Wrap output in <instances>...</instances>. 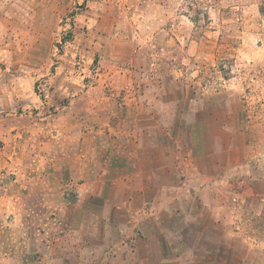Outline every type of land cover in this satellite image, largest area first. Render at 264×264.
<instances>
[{"label":"crops","instance_id":"crops-1","mask_svg":"<svg viewBox=\"0 0 264 264\" xmlns=\"http://www.w3.org/2000/svg\"><path fill=\"white\" fill-rule=\"evenodd\" d=\"M56 13L0 0V59L10 53L21 66L7 71L16 84L0 85V264H237L226 253L243 250L216 244L230 234L217 221L232 219L231 195L244 211L264 210V177L236 176L246 167L264 176V151L245 150L238 112L188 111L187 132L105 99L42 117L32 77L45 70L39 40L55 34ZM26 60L38 63L25 71ZM153 211L162 226L149 221Z\"/></svg>","mask_w":264,"mask_h":264},{"label":"rangeland","instance_id":"rangeland-1","mask_svg":"<svg viewBox=\"0 0 264 264\" xmlns=\"http://www.w3.org/2000/svg\"><path fill=\"white\" fill-rule=\"evenodd\" d=\"M16 1L26 12L34 5L57 6L55 34L39 40L48 49L38 64L45 70L32 77L43 102L42 117L105 99L121 106L130 102L137 113L164 115L171 118L170 130L187 132L188 111L228 108L238 112L240 131L251 139L245 150L254 156L264 151V0ZM31 38L25 36L26 45ZM8 54L0 59V85L16 84L19 78L7 73L21 68ZM30 63L38 62L26 60L25 71ZM216 118L226 123L223 114ZM185 156L188 161L187 150ZM245 170L236 175L240 182L264 177ZM190 174L182 173L185 180ZM229 198L232 219H219L217 225L230 234L216 244L242 248L226 253L238 257L237 264H264V210L244 211L236 196ZM149 217L153 226H162L154 211Z\"/></svg>","mask_w":264,"mask_h":264}]
</instances>
